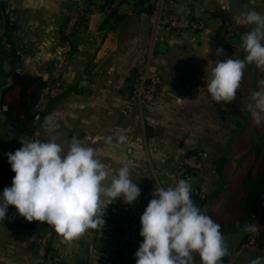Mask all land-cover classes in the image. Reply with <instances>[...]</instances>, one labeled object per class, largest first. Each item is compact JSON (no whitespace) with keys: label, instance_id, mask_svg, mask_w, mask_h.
Wrapping results in <instances>:
<instances>
[{"label":"crops","instance_id":"obj_1","mask_svg":"<svg viewBox=\"0 0 264 264\" xmlns=\"http://www.w3.org/2000/svg\"><path fill=\"white\" fill-rule=\"evenodd\" d=\"M112 3L116 5L112 11L84 16L86 23L75 32L81 40L75 44L64 35V25L81 0H0V12L17 36L13 47L5 41L0 44L15 77L2 97L8 108L2 109L6 123L0 116V197L15 176L7 153L22 147L21 139L7 128L42 141L54 136L65 152L73 137L86 139V146L97 149L109 168L127 165L131 180L141 189L135 205H124L121 196L105 210L130 223L128 240L137 251L143 242L140 218L155 188L173 186L181 162L196 149L214 150L205 139L210 136L206 129L225 128L227 112L244 110V77L231 103L212 101L204 77L209 62L244 57L243 48L229 42L245 29L233 17L251 9L264 14V0H205L201 15L207 29L171 34L165 40L153 34L143 3L135 7L128 0ZM218 48H223V55H217ZM147 64L163 77L152 112L144 111L130 94L134 74ZM10 80L0 64V90ZM188 182L191 191L201 188L210 200L224 196L227 189L213 187L218 179L210 168ZM103 219L102 229L89 230L69 245L52 226L28 222L10 205L0 220V264H52V250L67 264H124L120 246L128 228L121 220ZM233 232L225 237L234 246L230 253L238 251Z\"/></svg>","mask_w":264,"mask_h":264},{"label":"clouds","instance_id":"obj_2","mask_svg":"<svg viewBox=\"0 0 264 264\" xmlns=\"http://www.w3.org/2000/svg\"><path fill=\"white\" fill-rule=\"evenodd\" d=\"M233 20L251 29L241 36L242 59H218L207 65L205 87L217 103H231L236 98L248 65L264 68V14L251 9L236 14ZM216 52L224 54L223 48ZM252 99L257 109L264 110V91L253 92ZM21 143L14 153H7L15 176L0 197V220L14 206L28 222L52 226L70 245L89 230L104 227L105 210L117 197L132 204L141 195L130 178V168H109L99 159L97 149L86 146V139L73 137L66 152L54 136L43 141L22 139ZM152 195L140 218L143 242L135 252L136 264H194V254L201 264H223L229 249L221 225L194 203L187 180L156 187ZM242 230L255 237L261 229L256 223H245ZM250 264H264V257Z\"/></svg>","mask_w":264,"mask_h":264},{"label":"rangeland","instance_id":"obj_3","mask_svg":"<svg viewBox=\"0 0 264 264\" xmlns=\"http://www.w3.org/2000/svg\"><path fill=\"white\" fill-rule=\"evenodd\" d=\"M2 27L3 25L0 30ZM11 28L10 35L15 39L17 36L13 32L14 27ZM244 28L243 30L249 31L251 26ZM236 30L235 32H238V29ZM5 43L8 41L5 40ZM7 59L9 60L8 57ZM256 91H264V68H259L253 63L244 70V110L227 112L228 122L225 128L206 129V134L210 133V136L205 139L211 143L214 150L210 153L207 148H203L207 153L209 152L207 158L186 179L189 181L197 176L199 171L210 168L218 179L213 187H227L224 196L214 195L211 200L201 188L191 191V199L201 210L204 208L202 212L209 213L210 217L221 225L225 237L227 233L233 231L236 235L238 251L229 252L230 254L226 256V264H250L251 260L264 257V110L255 107L252 94ZM7 131L10 132L8 128ZM254 187L260 191V195L252 212L249 213ZM209 205H213L211 213ZM245 223L259 225L261 229L259 235L254 237L245 233L242 230ZM234 243L236 245V242ZM227 246L229 250L234 248L229 244ZM194 264H201L200 257L196 254H194Z\"/></svg>","mask_w":264,"mask_h":264},{"label":"built area","instance_id":"obj_4","mask_svg":"<svg viewBox=\"0 0 264 264\" xmlns=\"http://www.w3.org/2000/svg\"><path fill=\"white\" fill-rule=\"evenodd\" d=\"M82 5L79 10L66 21L64 34L70 36L77 30H81L80 24L84 16L95 12L112 11L115 3H108V0H81ZM132 7L138 3L146 6L144 17L152 28V32L157 40H165L169 35H183L188 32L202 33L208 27L207 21L201 15L202 6L205 0H128ZM163 84V77L159 71L151 64L145 65L136 76L131 85V97L146 112L154 111L155 102L159 89ZM6 110V106H3ZM206 150L198 149L184 158L181 162L176 181L186 180L193 170L198 169L207 158ZM126 204L123 199V204ZM53 264H67L62 256L55 250L51 251Z\"/></svg>","mask_w":264,"mask_h":264},{"label":"water","instance_id":"obj_5","mask_svg":"<svg viewBox=\"0 0 264 264\" xmlns=\"http://www.w3.org/2000/svg\"><path fill=\"white\" fill-rule=\"evenodd\" d=\"M2 25L3 27L0 30V38L5 34L6 32V28H7V19H6V15L3 12L2 13ZM246 31L242 29V31L240 33H237L233 36H231L229 38V42L233 45H237V46H241L242 45V40H241V36L245 33ZM70 39L77 44V42H79L81 40V36L78 34H71L70 35ZM2 68L3 71L5 73H7L10 76V81L8 83H6L2 89L0 90V116L2 118V120L6 123L7 122V115L6 113L2 110L3 109V104H2V97H3V90L9 86H11V84L13 83L14 80V75L12 73V65L10 63V61L7 59V57H4L2 59ZM135 76H138V74H134ZM11 133H13L14 135H16L17 137L21 138V139H34L29 133H24L21 131H18L15 128H10L9 129ZM103 218H108V219H117V220H121L124 225L128 228V231L125 235V237L123 238L122 242H121V251L123 253V260H124V264H130L126 249H125V243L126 241L130 238L131 233H132V229L130 227V223L126 220V219H120L119 217L112 215V214H104Z\"/></svg>","mask_w":264,"mask_h":264},{"label":"trees","instance_id":"obj_6","mask_svg":"<svg viewBox=\"0 0 264 264\" xmlns=\"http://www.w3.org/2000/svg\"><path fill=\"white\" fill-rule=\"evenodd\" d=\"M112 2H113V0H108V3H109V4L112 3ZM86 21H87V18L84 17L82 23L85 24ZM1 25H2V14H1V12H0V27H1ZM7 27H8V31L5 33V35H4L3 37L0 38V44H2L3 41L7 40L8 43L11 44V46H12V45L14 46V41H13L11 35H10V32H9L10 29H12V28H11L12 25H11L10 22H8V21H7ZM64 35H65V34H64ZM65 36H67V35H65ZM13 46H12V47H13ZM14 52H15V51H14ZM14 54H15V53H14ZM28 115L31 116V113H28ZM31 118H32V117H31ZM31 118H30V119H31ZM191 173H192V172H191ZM254 195H255V196H256V195L259 196V195H260V191H258V190H254ZM253 205H254V204H252V202H251V204L249 205V213L252 212L250 209H252V206H253ZM125 249H126V252H127V255H128V258H129L130 263H131V264L136 263V257H135L136 247H135V245L132 243L131 240H128V242L126 243Z\"/></svg>","mask_w":264,"mask_h":264},{"label":"flooded vegetation","instance_id":"obj_7","mask_svg":"<svg viewBox=\"0 0 264 264\" xmlns=\"http://www.w3.org/2000/svg\"><path fill=\"white\" fill-rule=\"evenodd\" d=\"M4 57H6L1 51H0V64H2V59L4 58ZM15 78V77H14ZM254 190H258V189H256L255 187L253 188V191H252V194H253V196H252V204H254L253 206H252V209H250L251 211L253 210V207H255V205H256V203L258 202V200H259V196H255L254 195ZM259 191V190H258Z\"/></svg>","mask_w":264,"mask_h":264}]
</instances>
